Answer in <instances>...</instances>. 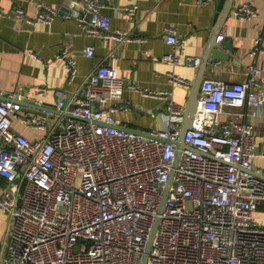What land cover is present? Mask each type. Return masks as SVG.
<instances>
[{"label":"built area","instance_id":"obj_1","mask_svg":"<svg viewBox=\"0 0 264 264\" xmlns=\"http://www.w3.org/2000/svg\"><path fill=\"white\" fill-rule=\"evenodd\" d=\"M137 8L122 10L134 15ZM67 9L92 38L133 39L111 29L97 0H83L80 11L75 3ZM14 13L26 17L22 6ZM233 14L241 21L259 17L248 2ZM64 15L45 3L36 20L27 21L51 23ZM165 28L171 50L163 61L198 66L200 57L186 54L177 29ZM261 41L255 39L251 55L263 52ZM84 48L85 56L95 55L92 45ZM57 57L70 84L77 62L66 49ZM262 72L254 61L245 81L203 80L179 153L186 107L169 90H144L166 102L165 127L121 128L116 113L133 107L112 102V94L138 87L126 84L113 62L96 65L76 92L60 90L56 112L45 104V86L32 99L0 87V209L10 216L0 264H264V226L255 215L264 178L252 170L255 124L264 109ZM170 82L192 86L173 74ZM16 123L44 135L29 139Z\"/></svg>","mask_w":264,"mask_h":264},{"label":"crops","instance_id":"obj_2","mask_svg":"<svg viewBox=\"0 0 264 264\" xmlns=\"http://www.w3.org/2000/svg\"><path fill=\"white\" fill-rule=\"evenodd\" d=\"M97 1L102 4L101 10L111 17V29L128 32L132 40L92 38L78 20L68 14L51 23L27 21L28 18L36 20L40 4L46 3L60 10L75 3L80 11L83 0H0V87L7 92L23 90L28 98H34L37 87L45 86L48 89L46 104L55 103L60 90L76 92L81 88L84 76L96 65L113 62L126 84L138 87L135 90L125 86L112 94V102L130 103L133 107L122 109L115 116L121 127L139 132L166 125V102L144 90L154 93L169 90L174 101L186 107L195 79L199 78L202 83L205 79L227 83L245 81L248 65L254 61L263 70L264 89V0H232L231 10L224 18L216 0L207 3L198 0ZM246 2L258 9L257 19L241 21L234 16L235 7ZM16 5L25 9L26 17L20 18L14 13ZM125 6L138 8L131 15L122 10ZM165 27L177 29L186 54L200 57L198 66H172L163 61V56L171 50L165 41ZM223 33V41H216ZM258 36L262 38L263 52L253 56L250 52L256 46ZM211 41L218 43L221 57L212 54ZM86 45L95 48L93 57L84 55ZM65 49L75 58L78 67V76L70 84L66 83L64 63L57 57ZM171 74L192 82L191 88L173 85ZM261 117L255 124L257 156L252 170L264 178V109ZM15 128L29 139L44 135L19 123ZM1 185L5 186L6 181L1 180ZM255 209L259 223L264 226V201ZM9 229L10 216L0 209V258L8 253Z\"/></svg>","mask_w":264,"mask_h":264},{"label":"water","instance_id":"obj_3","mask_svg":"<svg viewBox=\"0 0 264 264\" xmlns=\"http://www.w3.org/2000/svg\"><path fill=\"white\" fill-rule=\"evenodd\" d=\"M216 1L218 3L219 10L223 11L222 18L226 17V15L228 16V14L231 10V6H230L231 4L230 3L232 0H216ZM59 12L61 15H64V14L68 13V9H67V7H65L64 9H60ZM216 41H217V38H216ZM216 41L215 42L211 41V43L209 44L210 45L209 49L212 48L211 52L215 57H217V56L221 57V50L219 49V45H218V43H216ZM201 85H202V82L199 78L194 80V85L192 86V92H191L190 98L188 100L189 102L186 106V110H185V113L183 115L184 121H183L182 126H181L179 139L176 142V144L178 145V153L180 152V150L182 148L186 147V145L184 144V137L183 136H184V133L189 128H191V126L193 124L194 114H195V112L197 110V106H198L197 97H198V94L200 92ZM46 105H50L53 108H57V105L55 103H48ZM121 128H124L125 130H129V131H133V132H139V131H136L134 129H130L128 127H121ZM178 153H177V155H178ZM177 158H178V156H177ZM164 200H165V198H164Z\"/></svg>","mask_w":264,"mask_h":264}]
</instances>
